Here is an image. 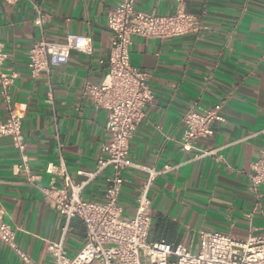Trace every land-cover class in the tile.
I'll list each match as a JSON object with an SVG mask.
<instances>
[{
	"label": "crops",
	"instance_id": "0c3cea01",
	"mask_svg": "<svg viewBox=\"0 0 264 264\" xmlns=\"http://www.w3.org/2000/svg\"><path fill=\"white\" fill-rule=\"evenodd\" d=\"M121 0H0V42L9 55L5 70L18 78L10 94L24 110L30 172L20 171L18 151L9 137L0 140V224L16 231V244L32 264H54L50 243L62 242L70 257L82 249L84 223L70 222L45 203L40 188L63 178L49 175V164L65 163L69 177L80 184L96 170L110 139L108 112L97 109L87 86L100 85L109 71L113 34L108 13ZM178 0H141L137 8L166 16ZM200 18L199 33L165 41L135 36L130 48L133 67L150 74L155 100L130 142L131 159L163 171L151 185L152 226L149 241L182 245L192 253L201 247L202 232H222L241 240L264 236V186L261 207L250 190L252 165L264 151V0H184ZM39 6L49 17L36 25ZM90 37L93 53L71 52L68 64L34 77L29 52L44 38L64 43L68 35ZM219 108L224 122L214 135L185 152L180 142L183 118L192 108ZM201 109V110H200ZM9 110L0 96V120ZM59 144L63 148H59ZM215 156L197 158L199 151ZM108 170L82 191L86 201L103 202ZM148 174L125 173L121 204L126 217L135 213L136 198ZM0 264H28L0 242Z\"/></svg>",
	"mask_w": 264,
	"mask_h": 264
},
{
	"label": "built area",
	"instance_id": "2783aa9c",
	"mask_svg": "<svg viewBox=\"0 0 264 264\" xmlns=\"http://www.w3.org/2000/svg\"><path fill=\"white\" fill-rule=\"evenodd\" d=\"M14 5L21 0H5ZM141 0H121L120 4L109 11L108 27L111 30L112 47L109 59V71L98 86H87L85 95H90L97 109L108 112L107 130L110 139L103 146V157L98 161L96 170L90 173L80 172L86 181L78 184L69 177L64 162L60 165L49 164V175L64 179L65 187L55 184L40 188L45 203L63 215L68 222L80 219L86 227V239L82 249L70 257L63 241L50 243L49 252L54 264H264V236L249 237L241 240L222 232H202L201 247L198 253L188 251L182 245L149 241L152 226V201L150 190L152 182L163 173L171 170L156 171L152 167L136 164L130 155V142L145 118L146 107L155 100L150 87V74L131 64L130 48L133 37L165 41L189 34L199 33L202 29L200 18L191 15L184 0L177 1L174 13L166 16L154 12H145L137 8ZM36 12V25L43 30L48 16L42 9L33 5ZM90 37L70 34L64 43H55L43 38L30 49V69L34 77L52 67L66 65L71 52L93 53ZM9 55L0 42V96L9 110L5 121L0 120V140L9 137L18 151L20 171L26 173L29 181L34 177L30 172L26 153L27 140L23 132L24 110L15 103L10 87L18 78L9 73L5 65ZM201 110V109H200ZM186 129L180 142L185 152L198 151L196 143L214 135V125L224 122L219 108L198 111L195 107L183 118ZM59 148H63L59 144ZM197 158L215 156L216 151H199ZM135 169L148 174L147 182L136 198L135 213L126 217L121 204V195L125 183V173ZM111 170L107 178V188L103 202L86 201L82 197L85 186L102 173ZM250 190L261 207L264 186V151L252 165ZM0 242L15 249L22 259L32 264V259L16 244V231L6 224H0Z\"/></svg>",
	"mask_w": 264,
	"mask_h": 264
}]
</instances>
